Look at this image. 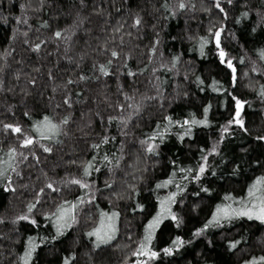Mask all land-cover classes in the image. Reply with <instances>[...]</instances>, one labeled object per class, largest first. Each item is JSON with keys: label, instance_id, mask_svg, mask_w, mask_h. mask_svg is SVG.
<instances>
[{"label": "trees", "instance_id": "obj_1", "mask_svg": "<svg viewBox=\"0 0 264 264\" xmlns=\"http://www.w3.org/2000/svg\"><path fill=\"white\" fill-rule=\"evenodd\" d=\"M176 2L85 0L81 7L80 0H44L43 6L41 0H0V68L3 69L0 121L20 123L28 130L33 120L44 115L59 120L71 114L65 127L68 135L58 137L61 143L50 144L51 154L44 153L37 144L31 151L39 156V162L31 155L28 160L18 158L17 170L21 175L13 174L15 192L4 191L6 182H0V218L3 219L0 264H19L18 257L23 254L29 236L35 237L40 245L33 264H61V258L71 251L77 253L76 264H125V260H134L132 251L144 235V226L158 210V197L176 192L177 184L184 191L178 193L173 211L182 218V223L177 227L170 218L166 219L156 230L152 246L159 251L176 236L191 243L171 256L161 253L154 264H244L253 256L264 255V224L255 220L244 218L210 228L200 237L192 235L211 218L217 204L231 202L224 201L225 195L235 199L245 197L248 186L264 175V166L256 164L257 160L264 161V141L257 139L264 135V100L257 94L264 85V62L257 55L264 48V0H233L231 5L222 0L227 19L214 7L215 0H186L189 6L171 16L162 5L173 6ZM21 5L25 7L22 9ZM77 11L86 17L85 23L76 29L68 44L57 40L54 32L72 25ZM242 12L248 16L241 17ZM136 14L144 20L139 30L131 26ZM17 18L27 19L28 23H18ZM44 22L47 27L42 26ZM118 23L124 27L121 33L114 34L112 30ZM221 26L224 29L221 46L236 68L235 84L231 70L220 63L214 39L210 38L204 47V55L200 52V38L209 37V28ZM129 31L131 36L126 35ZM157 33L159 44L152 53L150 48L157 40ZM41 40L45 43L40 51H32L30 44ZM105 41H110V47L120 52L112 65L115 74L69 85L67 94L73 100V107L56 108V104L62 103L63 85L68 79L76 81L81 74L93 77V64L110 58V53L101 51ZM173 57L179 58L175 67ZM123 64L127 67H122ZM253 66L257 71L252 70ZM50 70L53 79H49ZM128 71L135 76H128ZM33 78L35 85L30 83ZM214 80L218 82L216 85ZM214 87L219 91L213 90ZM77 92L81 93L79 97ZM124 93L141 104L140 112L124 130L127 135L121 131L119 118L127 116L132 109L125 108L122 112L116 107L117 103L130 102L125 101ZM233 95L246 101L241 115L248 131L233 124L220 141L221 126L235 111ZM205 107L209 108L206 126L183 123L193 118L204 119ZM25 111L30 117L24 116ZM109 116L117 120L109 124ZM166 116L171 117V125ZM189 127L191 133L185 134ZM156 130L165 133L164 139L155 142L159 145L156 154H146L140 140ZM104 135L115 139L93 149L91 145L99 143ZM217 142V153L209 154ZM9 145L18 147L19 142L15 136H5L0 131L3 149L0 156ZM21 151L29 153V149ZM105 155L113 161L112 165L104 161ZM202 155L208 156L207 167L197 181L193 176L199 164L204 163ZM93 156L96 157L93 164L100 171L93 170L87 178L91 188L69 184L71 177L83 176L82 166ZM116 159L120 160L118 167ZM189 168L193 169L192 173L186 171ZM169 177L173 178L172 183L156 187ZM49 181L58 191L45 187ZM106 181L111 187L105 186ZM42 187L40 203L30 214L37 224L13 223L16 216L27 213V205L35 203ZM205 188L208 191L202 190ZM80 196L91 202L77 209V222L59 241L41 243L42 237L55 235L52 220L45 216H51L65 200L76 202ZM113 212L119 213L115 239L93 250L85 233L98 226L101 213L110 216ZM233 239L241 243L229 251L228 241Z\"/></svg>", "mask_w": 264, "mask_h": 264}, {"label": "snow or ice", "instance_id": "obj_2", "mask_svg": "<svg viewBox=\"0 0 264 264\" xmlns=\"http://www.w3.org/2000/svg\"><path fill=\"white\" fill-rule=\"evenodd\" d=\"M44 0H41V6H43ZM227 3L231 5L233 3V0H227ZM81 7L84 6L85 0H80ZM189 5L186 3V0H177L176 4L173 6H169L167 3L162 5V7L165 8L167 12L171 16H175L177 12L185 10ZM25 5H21V8L23 9ZM194 8L195 5H192ZM214 7L219 10V12L224 13L225 19H227V12L225 8L222 6V0H215ZM205 11H209V9H204ZM98 15L100 13H97ZM248 16L247 12H242L241 17L246 18ZM167 18V17H166ZM86 17H81L80 12L77 11L76 18L73 20L72 25H70L68 28H65L63 30H57L54 32V37L57 40H62L66 44L71 42L73 36L75 35L76 29H79L84 23H85ZM18 23H24L27 24V19H23L21 21L20 18H17ZM237 23L240 22V18H237ZM127 23V22H125ZM144 23L143 17H141L139 14H136L135 17L132 20V27L139 30ZM43 27H47V22H44L42 25ZM124 27V24H119L113 28L114 34L121 33L122 28ZM155 27V25H153ZM224 31L223 26L221 27H213L209 28V37H201L199 42L200 52L201 55H204V47L210 42V38L215 40V46L218 51V57L220 60V63L222 65H226L228 69L231 70L232 73V80L235 84L236 81V68L233 65V62L231 59L227 58V53L225 52L224 48L221 46V35ZM255 31V29H253ZM25 36H27V32L24 33ZM126 35L131 36L132 32H127ZM159 34L157 33V40L155 43L152 44L150 51L152 53L156 52V45L159 44L158 39ZM115 37H113L114 40ZM26 43H29V41H25ZM120 42L121 45H123V34L120 35ZM45 41L41 40L39 43L30 44V47L32 51L39 52L41 49L42 44H44ZM110 41H105L103 49L101 50L104 54L110 53V58L103 62H96L93 64V77H88L86 75H79L78 79L76 81L72 79H68L66 83L63 85L65 89V95L62 100L61 104H56V108H60L61 106H67V108L73 107V100L70 95L67 94V89L69 85H72L73 83L78 82H86L90 79H99L100 76H110L115 74L114 71H112V65L114 64L115 60L120 57V52L116 49V47H110ZM258 59L261 62H264V48L260 49L258 52ZM71 59V58H69ZM178 57H173V67H175V63L178 60ZM241 63H243V59L241 58ZM79 66V65H77ZM122 67H127V64H123ZM3 69L0 68V71ZM254 72L257 71L255 66H253L252 69ZM35 71H39V69H35ZM99 73V76L95 75L96 73ZM49 79H53V75L51 73V70L49 71ZM128 76H135V73L132 71H128ZM197 81L200 83H203L202 80H200L199 77H197ZM30 83L33 85L36 84L35 78L30 80ZM218 82L213 81V85H216ZM215 91H219L218 88L214 89ZM53 92H56V88H53ZM231 95V93H229ZM262 100H264V85H261L258 93H257ZM76 95L79 97L81 93L77 92ZM125 101H130L126 105L124 103H117L116 107L119 108L122 112L125 110V108L132 109L131 112L127 114V116H121L119 118V125L121 127V131L127 135V132L124 131L129 126V121L132 120L133 116L138 114L141 109V104L139 101H135V97L127 95V93H124ZM54 99V97H50V100ZM149 99H154V97H150ZM232 99L235 101V111L232 117L227 121L225 125L221 126V137L220 141L224 139V133H228L230 127L235 124L238 126L241 130L244 132H247V128L245 127L244 119L242 118L241 112L243 110L244 104L246 101H243L241 99H238L236 96H232ZM132 101H135L134 103ZM209 108H204V119L197 120L195 118L191 120H184L183 123L185 125H207V114H208ZM99 115V114H98ZM24 116L30 117V113L28 111L24 112ZM71 119V114L63 115L59 120L53 118L49 115H44L42 119L39 120H33L31 123V126L28 130H25L24 126L20 123H8L4 121H0V125H2V128H0V131L4 133L5 136H15L17 141L19 142V146H12L9 145L7 148V151L4 152L3 156H0V182H6L4 184V191H13L15 192L16 189L13 187V174H15L17 177L21 175V173L17 170V161L18 158L22 160H28L29 155H31L34 159L39 162V156L34 152L31 151L33 147H35L37 144L39 147L43 150L44 153L51 154L53 152V147L50 146L52 143H61V141L58 139L61 135H68L67 131H65V127L69 124ZM117 120V117L109 116L108 117V123L111 124L113 121ZM165 120L168 121V124L171 125L173 123L171 117L166 116ZM176 123H179L177 121ZM90 126V125H89ZM160 125H157V129H159ZM167 131V126H165V132ZM191 128L189 127L186 129L185 134H190ZM164 132H161L159 130L153 131L150 135H147L144 139L140 140V144L146 154L152 155L156 154V150L158 148V144L155 143L157 139L160 141H163L164 139ZM112 139H115L114 137H109L107 135H104L101 138V141L99 143H93L91 147L93 149H99L101 147V144L109 143ZM181 139L183 137L181 136ZM258 140L264 141V135L257 136ZM44 141H47L48 143H43ZM218 143L213 144L212 148L209 150V154L217 153L218 151ZM22 149H29V153L25 154V152L21 151ZM0 151H3L2 148H0ZM203 151V150H202ZM113 156L115 154L113 153ZM104 161H106L109 165L113 164V161L109 159L108 155H105L103 157ZM96 160V157L93 156L92 160L87 161L82 166V172L83 176L81 178L77 177H71L68 180L69 184L78 185L81 189H90L91 183L87 179L91 176L92 171L99 172V168H95L93 161ZM201 160L204 161V163H200L198 166V169L194 172L193 178L195 180H200L201 176L206 172L207 167V160L208 156L202 155ZM72 163H76V161H72ZM120 160H115V166H119ZM256 164L264 166V161L257 160ZM111 167L109 168V171H111ZM187 172L192 173L193 169L189 168L186 170ZM236 171L235 169L233 170ZM215 174V173H213ZM175 174H173L174 176ZM184 179H188L187 176L184 177ZM173 182V178L169 177L168 180L163 181L162 183H158L156 185L157 188L166 187L168 184ZM106 187H111V184H109L107 181L105 182ZM46 188L51 189L53 192L58 191V189L54 186V183L49 181L45 185ZM177 191L176 192H170L168 196L159 198V207L156 211L155 215L152 216L150 220H148V223L144 226V235L142 238L139 239L137 246L132 251V257H135L134 260L128 259L125 260V264H154V262L160 257L161 253H163L165 256H171L175 251H178L180 248H182L186 243H191V241H185L180 236H176L174 239H172L171 244L167 247H164L163 249L157 251L152 246V241L155 237L156 230L161 226V224L166 219H171L177 227L180 226L182 223V218L177 215L175 211H173V205L178 203L177 201V195L179 192H183L184 188L182 185L177 184ZM135 190V189H134ZM203 191H208V189H202ZM44 193V188L42 187L39 190V193H37L35 197V203H29L27 205V213H22L15 217V220L13 223H16L18 221H28L29 223L36 225L37 221L35 219L31 218V213L36 208L37 204L40 203V196ZM94 198V197H93ZM224 201H231L230 203H222L217 204L215 211L212 212L211 218L207 219L206 222L203 224L202 227H199L195 229V231L192 233L193 237H200L203 236L208 229L210 228H217V227H223L224 224H231L234 221L244 219L246 218L248 221H258L260 224H264V175L256 177V179L248 186L247 193L245 197H242L240 199H235L230 194L225 195ZM91 200L85 201L83 196L77 197L76 202L67 201L65 200L62 204L58 205L56 207V211L51 214V216L46 215L45 219H51L52 225L55 229V235L48 236V237H42L41 243H44L45 241H52L56 242L59 241L61 237H63L66 233V231L72 227L74 223L77 222V209L80 207V205H84L85 203H90ZM138 208L143 209V205H137ZM119 213L113 212L110 216H108L105 213H101V219L98 224V226L93 227L91 231H88L85 233L87 237L90 238V242L93 245V250L101 248L102 245L109 244L112 240L115 239L116 233H117V227H116V219L118 218ZM107 217V219H105ZM3 222V219L0 218V223ZM131 239V237H129ZM241 243L240 240L233 239L228 241V250L233 251L237 249L238 245ZM40 245L36 243V238L29 236L25 247L23 250V254L18 257L19 264H33L34 256L36 255L37 248ZM77 261V253L75 251L69 252L67 255L63 256L61 258V264H76ZM244 264H264V255L260 256H253L250 259L245 260Z\"/></svg>", "mask_w": 264, "mask_h": 264}, {"label": "rangeland", "instance_id": "obj_3", "mask_svg": "<svg viewBox=\"0 0 264 264\" xmlns=\"http://www.w3.org/2000/svg\"><path fill=\"white\" fill-rule=\"evenodd\" d=\"M105 219H107V217H105Z\"/></svg>", "mask_w": 264, "mask_h": 264}]
</instances>
